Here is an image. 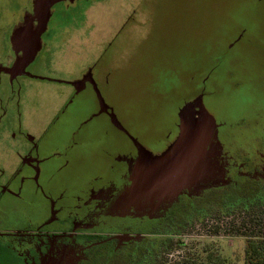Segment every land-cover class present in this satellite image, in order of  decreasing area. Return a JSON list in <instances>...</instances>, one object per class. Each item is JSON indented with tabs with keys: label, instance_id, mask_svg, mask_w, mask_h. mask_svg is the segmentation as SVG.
Instances as JSON below:
<instances>
[{
	"label": "flooded vegetation",
	"instance_id": "1",
	"mask_svg": "<svg viewBox=\"0 0 264 264\" xmlns=\"http://www.w3.org/2000/svg\"><path fill=\"white\" fill-rule=\"evenodd\" d=\"M112 1L53 5L40 36L41 49L18 72L13 67L24 53L17 50L23 42L14 43L15 33L26 27L36 32L41 19L36 0H0V264H152L163 242L179 236L193 220L201 221L217 208L229 210L232 217L251 206L250 198L264 203V153L241 152L236 138L243 133L256 142L258 125L234 122L236 111L217 103L213 93L218 63L240 59L244 39L247 44L255 39L247 32L254 26L240 18L246 13L243 0H115L128 5L127 16L121 27L113 26L99 40L104 46L88 51L95 31L90 13ZM234 2L241 14L234 12ZM144 3L154 9L153 22L164 14L167 24L156 26L155 33L164 32L163 26L185 31L188 16L195 19L192 31L211 32V45L206 50L204 43L201 58L210 57L213 64L205 76H190L176 120L152 143L120 115L118 68L102 65L106 60L118 65L121 48L115 44L127 27L139 43L144 35L151 36L140 33L149 27L146 17L138 19V5ZM256 7L247 17L258 12ZM80 66L77 76L41 74L75 73ZM35 80L67 88L48 97L33 85ZM194 103L190 117L198 123L188 127L182 111ZM207 115L214 151L202 168L196 158L186 160L181 141L185 136L199 141ZM196 131L200 136L193 135ZM97 135L104 140L99 145L108 149L102 154L105 160L88 161L79 153L81 139ZM110 149L117 151L108 157Z\"/></svg>",
	"mask_w": 264,
	"mask_h": 264
},
{
	"label": "rangeland",
	"instance_id": "2",
	"mask_svg": "<svg viewBox=\"0 0 264 264\" xmlns=\"http://www.w3.org/2000/svg\"><path fill=\"white\" fill-rule=\"evenodd\" d=\"M124 1L130 3V0ZM243 3L245 7L242 9L246 13L240 18H244L246 21L247 18L249 19L250 24L254 27H250V31L247 32L253 34L255 39L248 44L247 37L244 39L239 46V50L242 51L240 59H229L230 63L228 64L218 63L219 66L214 71V83L217 89L214 87L213 93L217 103L236 111L234 112V122L241 121V124L246 122V126L258 125L256 135H259L260 138L256 139V142H251L252 137H244L243 133L238 132L241 133L236 135L237 141H240L238 146L241 150H239L247 154L260 151L262 154L264 153V3L261 4L259 0H243ZM258 3H260L259 8ZM159 5H162V2ZM235 5L236 2L233 6L234 12L240 13L238 5ZM138 6L140 7L137 11L138 19L146 17L149 26L143 28L144 30L140 33L147 32L151 36L144 35L139 43L136 36L130 31V27H127L124 35L115 44V47L119 45L118 48H121L118 65L113 61L108 63L107 60L102 65L118 68L120 94L118 95L119 104H117V108L120 115L123 119H127V125L133 132L144 141L152 143L158 135L160 136V131L163 133L176 120L178 110L187 97L183 90L185 84L188 85L190 76L196 74L195 76L202 77L212 71L211 58L209 57L207 61H202L201 58L204 43L208 42L206 43L208 46H205V48L208 47L206 50L211 45L209 42L211 32L201 30L196 33L192 31L191 26L193 29L195 19L188 16L185 26H183L185 31H181V33L179 30L170 31L169 27L163 26V29H166L164 31L166 38H163L165 33L161 31L155 33V27L162 23L163 25L167 24H164V14H161L162 19H158V22H153L154 9H151V5L144 3ZM255 6H257L256 9L259 13L252 12L247 17V13ZM127 7V4H123L121 1L116 4L113 0L107 6H99L97 10L95 9L90 13V24L94 26L95 31L93 37L90 33L89 46L92 47H89L88 51L94 50L96 53L99 45L100 48L104 46L103 42L101 43L99 40L104 35H108L111 28L118 24L121 27L128 13ZM55 9L58 11L60 8L58 6L54 7V11ZM230 34L233 35L235 32L230 31ZM123 38L124 41L121 42ZM173 40L174 43H172ZM152 44L155 46L149 49V45ZM94 56L93 53L90 57L93 58ZM67 64V62L64 63V65ZM81 70L80 66L75 73L59 70L56 72L43 71L41 74L48 78L70 77V75H79ZM33 85L46 92L48 97L56 91L67 88L65 85L49 80H35ZM45 101L47 100L44 98L43 102ZM216 106L219 109L223 108ZM211 108L217 110L214 105ZM225 109L227 110V108ZM225 109L224 111H226ZM242 128L245 131L246 127L243 126ZM99 137L102 136H88V138L85 137V141L81 139L83 148L79 153L82 158L84 157L88 161L92 159L105 160L102 154L108 149L103 143L99 145V142L104 141ZM96 146L97 148H95ZM112 147L114 148L115 145L112 144ZM110 150L112 152L108 157L117 151V149ZM225 202L220 200L219 204ZM232 220H234V215L232 217L225 216L218 208L211 215H204L201 221L198 220L194 223L193 220L191 225H186V228L181 230L179 236L173 237L175 241H187V245L184 247L174 246L167 255L168 260L172 263L179 261L184 256H198L210 247L235 264H243L245 238L231 233L229 224Z\"/></svg>",
	"mask_w": 264,
	"mask_h": 264
},
{
	"label": "trees",
	"instance_id": "3",
	"mask_svg": "<svg viewBox=\"0 0 264 264\" xmlns=\"http://www.w3.org/2000/svg\"><path fill=\"white\" fill-rule=\"evenodd\" d=\"M250 199L254 201L251 206L245 208L244 211L233 213L234 220L229 225L231 233L245 238L243 264H264V203L257 197ZM218 210L221 211L219 208ZM226 211L224 215L229 216L230 211ZM185 245V241H175L173 238H169L168 242H163L159 247V253L154 255L152 264H235L210 247L198 256L188 255L179 261L170 263L167 254L174 246L184 247Z\"/></svg>",
	"mask_w": 264,
	"mask_h": 264
},
{
	"label": "water",
	"instance_id": "4",
	"mask_svg": "<svg viewBox=\"0 0 264 264\" xmlns=\"http://www.w3.org/2000/svg\"><path fill=\"white\" fill-rule=\"evenodd\" d=\"M60 1L62 0H36V3H35L36 4V14L41 19L40 26L36 32H33L31 31L30 28L26 27L24 31L23 30L21 32L17 31L15 33L14 43L23 42L21 46L17 47V50L22 51L24 53V56L17 60V62L15 63L13 67V70L22 72L35 59L37 52L41 49L40 36L45 30L47 20L50 16V10L53 5H55L56 3ZM22 34H24L25 36L22 37L21 39L19 37L22 36ZM60 82H63V81H60ZM198 102L200 101H197V103ZM194 107H195V103L189 104L182 111V117H184V122L185 124H187L188 127L195 126L194 124L198 123V121L190 117L191 111L193 110ZM209 118L210 117L207 115L206 119L204 118V121H203V124H204L203 129H205L203 130V132H201V133H204L203 137L200 136L201 133L198 131L193 133V135L198 134V136H200L199 141H197L198 139H194V138L186 139L187 136H185L181 141L183 142L181 145L182 147L184 146L183 152H184V156L186 160L191 161L190 160L191 158L193 159L196 158L197 163L199 161V163L201 164L198 167H202V168L207 167V162L210 161L211 156L214 151L213 145L210 143V140H211L210 136L212 135V131H211V126L208 127L210 123ZM189 167L191 166L189 165ZM196 174H197V169H196Z\"/></svg>",
	"mask_w": 264,
	"mask_h": 264
}]
</instances>
